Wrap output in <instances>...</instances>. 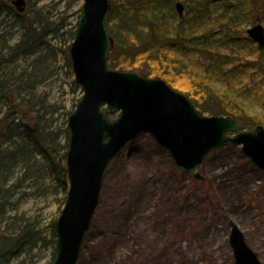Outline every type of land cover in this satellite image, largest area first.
<instances>
[{
  "label": "rangeland",
  "instance_id": "374dc122",
  "mask_svg": "<svg viewBox=\"0 0 264 264\" xmlns=\"http://www.w3.org/2000/svg\"><path fill=\"white\" fill-rule=\"evenodd\" d=\"M176 1L187 6L184 8L186 13L188 5H194L190 4L193 0L188 3L187 0H173V3ZM82 2L39 0L36 6L53 15L52 19L62 22V30L69 31L75 28ZM263 12L258 8L253 14L264 26ZM215 15L207 12L206 17L196 21L194 28L197 33L209 28L216 42L223 32L229 31V35L236 38L237 44L217 48L220 59L229 55L228 59L235 63L261 60L264 63V52L257 55L247 46L246 29L255 21L243 20L231 25L225 24L224 15H218L217 19ZM65 34L67 41L69 34ZM63 56H57L49 78L41 85L50 92L47 101L51 112L37 117L45 136L43 143L52 148L56 159L65 153L67 117L82 95L79 86H71L73 74ZM207 56V50L203 53L193 50L185 57L170 52L167 58L170 64L190 63L193 71L201 73V68L207 65ZM145 64L147 66L148 62ZM167 69L164 73L170 78L172 68ZM193 77L194 74L187 71L176 81L183 84L185 79L187 85L192 86ZM255 77L252 74L248 82L245 80L247 75L240 73L232 84L244 88L242 95L248 109L259 110L256 104L260 103L256 98L264 90V82L258 85L261 79ZM216 80L213 89L220 85L221 81ZM39 90H42L40 86ZM256 92L259 95L255 97ZM212 96L216 98L215 94ZM37 115L33 111L29 113L30 117ZM29 165L32 171H39L40 157L36 156ZM26 167L18 163L9 180L0 184L2 193L7 190L6 216H10L12 226L15 222L22 225L25 219L30 221L31 227L34 222L38 224L45 244L37 242L31 253L18 257L12 254L11 264H49L55 249L52 225L64 204L63 191L59 187L55 189L48 175L27 174L23 179L24 173L30 172ZM199 172L203 179H196L191 173L175 167L166 149L147 132L139 133L108 167L99 203L76 264H234L228 244L229 220L242 229L248 243L264 262V170L257 169L240 151L225 146L209 152ZM6 222L0 217V229L4 225L7 227Z\"/></svg>",
  "mask_w": 264,
  "mask_h": 264
},
{
  "label": "trees",
  "instance_id": "16d2710c",
  "mask_svg": "<svg viewBox=\"0 0 264 264\" xmlns=\"http://www.w3.org/2000/svg\"><path fill=\"white\" fill-rule=\"evenodd\" d=\"M35 1L39 0H26L27 7L18 12L10 0H0V184L6 183L16 165L22 163L30 170L24 173L23 179L27 174L48 175L55 189H62L64 202L68 187L65 153L57 159L53 157L52 148L43 143L45 136L37 117L51 112V105L47 101L50 92L41 85L49 78L57 56L64 55L72 74L68 45L73 38L74 28L62 30V22L52 19L53 15H48L46 11L44 13ZM193 1L189 2L194 5H188L187 13L179 16L173 0H111L106 22L114 43L109 52L108 66L136 70L147 76H161L172 87L187 94L201 111L232 116L241 129L257 124L264 126V90L260 95L255 93V97L259 95L256 99L260 104L256 106L260 108L252 110L245 104L242 95L244 88L232 84L240 73L247 75L245 80L248 82L252 74L261 79L258 85L264 82L263 61L235 63L228 59L229 55L220 59L217 48L237 44L236 38L230 36L228 31L223 32L217 39L219 42H216L209 28L200 33L194 28L196 21L206 17L207 12L216 14V19L218 15H224L227 19L225 24L234 25L243 20L261 21L253 11L256 12L258 8L264 11V0ZM66 32L69 34L67 41L64 40ZM246 41L250 44H247L248 48L251 47L257 55L264 52L249 37H246ZM193 50L201 53L207 50L209 54L207 65L201 68V73L193 71L190 63L170 64L167 58L170 52L185 57ZM150 61L156 62L152 64ZM145 62H148L147 66ZM169 67L172 68L170 78L164 73ZM187 71L194 74L192 86L187 85L185 79L183 84L176 81L183 78ZM216 78L221 82L218 89H213ZM39 86L42 90H39ZM71 86L78 88L73 78ZM205 92L207 95H204ZM31 111L38 115L30 117ZM63 147H67V142ZM230 147L239 151L238 146ZM36 156L40 157L42 165L38 166L39 171L34 172L29 164ZM6 192L0 190V217L7 220V227L4 225L0 229V264H11L14 259L12 254L18 257L31 253L37 242L45 244V237L35 222L32 227L27 219L22 225L19 222H15L14 226L10 224V216H6ZM14 220L17 221V217ZM55 235L52 225L53 243Z\"/></svg>",
  "mask_w": 264,
  "mask_h": 264
},
{
  "label": "water",
  "instance_id": "95a60500",
  "mask_svg": "<svg viewBox=\"0 0 264 264\" xmlns=\"http://www.w3.org/2000/svg\"><path fill=\"white\" fill-rule=\"evenodd\" d=\"M18 11L25 0H10ZM110 0H83L69 44L74 80L82 95L67 117L65 164L68 189L55 220V253L49 264H76L99 202L111 161L141 132H147L166 149L173 164L202 178L199 166L207 153L226 145H239L257 169L264 170V126L237 130L225 115L201 112L186 94L162 77L108 67L113 44L106 15ZM183 15V3L175 2ZM264 48V26L246 29ZM116 114L114 118L110 115ZM232 132V134H227ZM228 243L234 264H264L247 243L243 231L229 220Z\"/></svg>",
  "mask_w": 264,
  "mask_h": 264
}]
</instances>
